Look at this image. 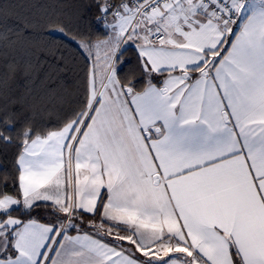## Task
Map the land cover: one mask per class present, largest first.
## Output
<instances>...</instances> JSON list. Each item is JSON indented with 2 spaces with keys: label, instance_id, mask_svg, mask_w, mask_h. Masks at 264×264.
<instances>
[{
  "label": "snow or ice",
  "instance_id": "snow-or-ice-1",
  "mask_svg": "<svg viewBox=\"0 0 264 264\" xmlns=\"http://www.w3.org/2000/svg\"><path fill=\"white\" fill-rule=\"evenodd\" d=\"M145 150L155 174L133 166ZM177 153L199 162L166 174ZM238 156L255 221L226 204ZM254 158L264 0H0V264H264ZM183 193L200 198L182 212ZM121 208L136 220L108 215ZM166 211L178 231L157 223Z\"/></svg>",
  "mask_w": 264,
  "mask_h": 264
},
{
  "label": "crops",
  "instance_id": "crops-1",
  "mask_svg": "<svg viewBox=\"0 0 264 264\" xmlns=\"http://www.w3.org/2000/svg\"><path fill=\"white\" fill-rule=\"evenodd\" d=\"M198 57L196 56H185L183 57L184 62H189L191 60H195ZM193 101H197L196 97L192 98ZM199 162L198 157L189 156L186 153H177L175 155L165 154L161 156V164L165 170V173L174 172L179 170L180 168L190 166L191 164ZM231 164L234 166L232 172L228 176L225 181V194H226V204L227 207L233 213H244L248 215L250 220L255 221V213H256V190L253 186L252 175L249 171V164L245 161L243 156L233 157ZM133 166H138L144 171H148L152 174H155V167L152 164L151 158L147 155L146 150L143 155L136 161L133 162ZM252 166L256 169L257 174L259 175L261 172H264V162L254 158L252 161ZM215 167V166H213ZM191 176V174H189ZM87 178H85L86 180ZM184 178L182 177L180 180H177L175 183L177 185L183 182ZM94 183H103L101 177L99 175L96 176ZM84 181H77V184L81 186ZM171 183V182H170ZM159 199L162 204H166L167 200L163 194V190L158 189ZM199 195H194L192 193H183L177 196V202L181 206V210L186 211L189 203L192 200L199 199ZM80 203L79 195H77L76 199L72 201L71 206H75ZM84 207H86L89 211L94 207V200L90 199L84 202ZM159 206V205H157ZM108 215L115 220H124L127 219L129 221L136 220V212L131 211L128 208H121L112 210L108 213ZM141 223H147V219L141 221ZM157 223L166 228L169 231H178L179 225L176 221L175 217L171 215L169 211L165 212L164 218H157ZM97 230L101 232L111 231L115 233L113 229L104 228L100 224H97ZM121 235H128V233H122ZM179 251H186V249H178Z\"/></svg>",
  "mask_w": 264,
  "mask_h": 264
},
{
  "label": "trees",
  "instance_id": "trees-1",
  "mask_svg": "<svg viewBox=\"0 0 264 264\" xmlns=\"http://www.w3.org/2000/svg\"><path fill=\"white\" fill-rule=\"evenodd\" d=\"M53 39H54L56 44H61L62 43V38L59 37V36H56ZM63 47L68 49V54L69 55L75 53V48L74 47H69V44L67 42H63ZM41 214L43 215L44 213L42 212ZM98 221H99V217H95V218L84 217V224H88L90 222H97V224H99ZM101 226L106 228V229L108 228L107 224L101 225ZM112 229L115 230V228H112Z\"/></svg>",
  "mask_w": 264,
  "mask_h": 264
},
{
  "label": "rangeland",
  "instance_id": "rangeland-1",
  "mask_svg": "<svg viewBox=\"0 0 264 264\" xmlns=\"http://www.w3.org/2000/svg\"><path fill=\"white\" fill-rule=\"evenodd\" d=\"M115 232L117 231L116 229L114 230ZM107 232H108V230H107ZM122 234V233H121ZM165 254H166V252H165Z\"/></svg>",
  "mask_w": 264,
  "mask_h": 264
}]
</instances>
